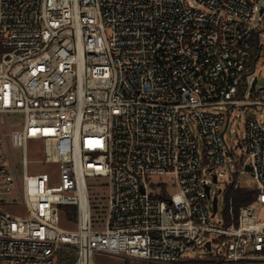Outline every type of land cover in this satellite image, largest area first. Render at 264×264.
<instances>
[{"label":"built area","instance_id":"obj_1","mask_svg":"<svg viewBox=\"0 0 264 264\" xmlns=\"http://www.w3.org/2000/svg\"><path fill=\"white\" fill-rule=\"evenodd\" d=\"M196 2L0 0V264H264V121L250 115L264 108V45L250 26L264 7ZM233 110L246 114L236 146L225 141ZM30 142L58 181L29 172ZM243 173L256 201L235 215L219 188L214 222L212 185ZM153 176L172 177L176 193ZM97 178L104 229L89 197ZM62 207L76 209L74 230L61 227ZM204 239L208 251L218 243L216 260L189 259Z\"/></svg>","mask_w":264,"mask_h":264},{"label":"rangeland","instance_id":"obj_2","mask_svg":"<svg viewBox=\"0 0 264 264\" xmlns=\"http://www.w3.org/2000/svg\"><path fill=\"white\" fill-rule=\"evenodd\" d=\"M195 7H199V4L196 0H188ZM255 4L258 8L264 7V0H254ZM250 26L256 27V35H258L259 44L264 45V16L260 17L257 14L254 17V20L250 23ZM106 34L108 37L111 36V30L109 28L106 29ZM254 44L256 45V39H254ZM256 70L255 75L258 79V87L264 86V53L260 58L255 60ZM216 110V109H215ZM250 109V115H254L257 117L259 121H264V108H256ZM231 120L229 122L228 129L225 134V141L230 146H236L238 143L244 144L245 137H246V130H245V120L246 114L242 110H233L231 112ZM193 128V126H192ZM28 159L32 162H36L34 164L29 165V172L32 174H47L51 181H58L59 179V167L56 164H43L44 161V149L42 147V143L40 142H30L27 147ZM238 155H243L244 158L248 157V154L243 151H237ZM18 155L21 156V153ZM19 156V157H20ZM42 162V163H39ZM105 179L97 178V179H90L89 180V197L92 207L94 208L93 213V223L94 228L96 229H104L106 225V204H107V196L108 191L107 188L104 186ZM150 181L154 184H159L160 186L163 185L165 192L169 195L176 193V188L174 187V179L170 176H153ZM237 184L242 189H254L256 187V182L251 176L250 173H243V174H235V178L231 175H225V178L220 182L219 186L212 185L211 194L212 198L215 194H217L218 189H224L226 187H230L232 183ZM218 198V214L216 216V220L221 219L222 211H223V200L224 195L217 194ZM209 206H212V201L209 203ZM74 208V207H69ZM62 210V219H61V227L74 230L76 228V219H72L71 217H66V211ZM14 215H25L26 210L24 207H20L17 209H10L9 210ZM258 220L264 222V208H261L258 212ZM220 225V223H218ZM208 240L204 239L200 244L192 247L190 252L189 259H200V260H209L214 259L216 260V249L218 248V243H213L212 251H208L205 247V244ZM222 253V252H221ZM94 261L97 264H132L131 261H125L120 258H109L106 256H95Z\"/></svg>","mask_w":264,"mask_h":264},{"label":"trees","instance_id":"obj_3","mask_svg":"<svg viewBox=\"0 0 264 264\" xmlns=\"http://www.w3.org/2000/svg\"><path fill=\"white\" fill-rule=\"evenodd\" d=\"M257 198V192L250 189H234L232 186L228 187L225 193L226 208L231 202L234 208L235 215L242 206L254 203ZM66 211V217H71L73 220L76 219V209L69 207H62ZM93 213H94V208Z\"/></svg>","mask_w":264,"mask_h":264},{"label":"water","instance_id":"obj_4","mask_svg":"<svg viewBox=\"0 0 264 264\" xmlns=\"http://www.w3.org/2000/svg\"><path fill=\"white\" fill-rule=\"evenodd\" d=\"M263 13V11H261V14ZM255 84H256V81H254L253 82V84H252V87H251V91H253L254 90V88H255ZM247 170H250L249 168L247 169ZM214 182H216L215 180H214ZM207 192H209V188L207 189ZM214 212L216 211V199H214ZM208 250H210V248L208 247Z\"/></svg>","mask_w":264,"mask_h":264}]
</instances>
